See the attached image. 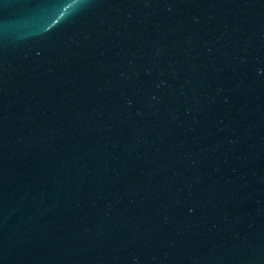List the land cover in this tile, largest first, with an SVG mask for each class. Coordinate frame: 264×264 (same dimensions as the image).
Wrapping results in <instances>:
<instances>
[{"label": "water", "instance_id": "95a60500", "mask_svg": "<svg viewBox=\"0 0 264 264\" xmlns=\"http://www.w3.org/2000/svg\"><path fill=\"white\" fill-rule=\"evenodd\" d=\"M0 264H264V0H0Z\"/></svg>", "mask_w": 264, "mask_h": 264}]
</instances>
